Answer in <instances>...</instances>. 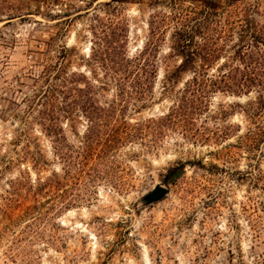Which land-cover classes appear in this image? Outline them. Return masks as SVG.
Masks as SVG:
<instances>
[{"label":"rangeland","instance_id":"374dc122","mask_svg":"<svg viewBox=\"0 0 264 264\" xmlns=\"http://www.w3.org/2000/svg\"><path fill=\"white\" fill-rule=\"evenodd\" d=\"M202 2L0 0V264H264V140L247 141L264 125V114L250 116L256 90L211 94L195 120L219 140L167 125L159 133L158 122H147L169 110L191 75L176 74L171 35L181 17L204 14ZM217 14L223 22L231 14L228 51L247 16L264 28V0H221ZM97 18L124 26L129 56L152 55L144 105L119 111L113 81L90 60ZM71 71L92 93L75 97L74 108L70 97L48 101V83ZM90 105L116 108L91 148L93 113L82 110ZM135 122L142 135L104 149L114 128L123 134ZM223 127L231 130L224 137ZM156 184L166 196L141 205Z\"/></svg>","mask_w":264,"mask_h":264},{"label":"trees","instance_id":"16d2710c","mask_svg":"<svg viewBox=\"0 0 264 264\" xmlns=\"http://www.w3.org/2000/svg\"><path fill=\"white\" fill-rule=\"evenodd\" d=\"M220 4L221 0H204L199 12H204V14L191 19L187 16L181 17L175 23V30L171 35V48L180 60L175 72L176 74L190 72L191 75L178 90L176 101L169 107V110L147 121L148 123L158 122L157 131L159 133L162 127L167 125L174 128L180 127L193 140L206 141L212 138L219 140L220 133L211 131L210 134H205L199 131L195 120L205 109H208L209 97L215 92L242 95L256 90L258 96L249 104L251 119L256 121L264 114V28L258 26L256 22L253 24L254 20L247 16L244 19L247 25L237 33L238 43L234 42L235 46L228 51V48L232 46L229 43H232L234 39L233 33L226 32L229 27V31H233V26L230 24L231 14H228L226 22L219 19L217 12ZM95 21L99 22V25L95 28L93 24L91 28L90 60L96 63L103 70L104 75L113 81L116 96L124 102V106H121L119 111L131 101L137 103V105L133 104L135 106L144 105L155 76L152 55L144 49L129 56L126 50L127 33L124 26L120 27L119 22L112 23L113 20L104 21L97 18ZM227 25L228 28H226ZM63 50H68V48L63 47ZM226 52L229 54L223 56ZM221 57L223 61L219 63ZM216 63H218L217 66L213 68ZM63 68L64 65L61 62L58 68L59 73L63 72ZM53 69V65L50 64L46 70L50 73ZM82 77V74L71 71L63 75L58 83L49 82L43 95L51 102H54L53 100H56L58 96L62 99L70 97L73 100L70 107L74 108L77 104L75 97L88 96L93 91V86L88 82L84 84L80 82ZM54 107L52 103L53 112ZM108 108L90 105L88 110L84 107L82 109L85 113L87 111L93 113L88 116L89 123L86 127L88 142H90L89 148H91L92 139L97 136L105 121L104 116L113 117L115 113L114 105ZM114 117L117 121V116ZM117 129L114 128L111 136L107 137L104 149L115 148L120 142L138 137L143 133L140 122L126 124L123 134H118L115 131ZM254 129L256 130L249 132L247 141L252 145H258L264 140V125L256 124ZM206 130L209 129L206 128ZM229 131H231L230 127H223L222 137ZM178 168H171L170 174Z\"/></svg>","mask_w":264,"mask_h":264},{"label":"water","instance_id":"95a60500","mask_svg":"<svg viewBox=\"0 0 264 264\" xmlns=\"http://www.w3.org/2000/svg\"><path fill=\"white\" fill-rule=\"evenodd\" d=\"M168 191L169 190L167 187L161 184H156L152 187L150 191H148L141 197L140 203L141 205H148L154 202H158L166 196Z\"/></svg>","mask_w":264,"mask_h":264}]
</instances>
